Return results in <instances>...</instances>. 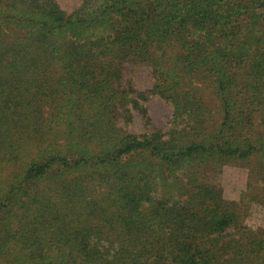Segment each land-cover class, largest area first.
Masks as SVG:
<instances>
[{
    "label": "trees",
    "instance_id": "16d2710c",
    "mask_svg": "<svg viewBox=\"0 0 264 264\" xmlns=\"http://www.w3.org/2000/svg\"><path fill=\"white\" fill-rule=\"evenodd\" d=\"M256 203L264 0H0V264H264Z\"/></svg>",
    "mask_w": 264,
    "mask_h": 264
},
{
    "label": "rangeland",
    "instance_id": "374dc122",
    "mask_svg": "<svg viewBox=\"0 0 264 264\" xmlns=\"http://www.w3.org/2000/svg\"><path fill=\"white\" fill-rule=\"evenodd\" d=\"M61 7L71 12L78 5V0H57ZM148 73V72H147ZM145 71L139 70L136 73L137 89L140 91H147L152 86L149 80V74ZM150 121L153 127L158 129L163 128L167 120L170 118L171 110L164 100L160 98H151L149 103L146 105ZM130 131L133 133H143L145 131V123L140 120L139 117L134 120V124L131 126ZM220 185L223 187L224 197L230 201H239L241 198H245V194L248 192L247 189V172L244 169L237 167H226L223 170L222 175L219 177ZM262 198V196H261ZM263 200V198H262ZM241 209L244 206H240ZM247 222H251L252 228L260 229L264 232V204L256 203L251 207Z\"/></svg>",
    "mask_w": 264,
    "mask_h": 264
}]
</instances>
